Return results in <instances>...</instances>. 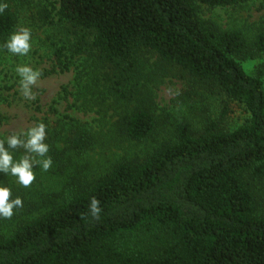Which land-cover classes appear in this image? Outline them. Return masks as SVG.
<instances>
[{
	"label": "trees",
	"instance_id": "trees-1",
	"mask_svg": "<svg viewBox=\"0 0 264 264\" xmlns=\"http://www.w3.org/2000/svg\"><path fill=\"white\" fill-rule=\"evenodd\" d=\"M246 1L200 0L210 8ZM5 2L0 54L26 7L59 26L55 64L42 75L75 67L73 91L63 86L59 99L96 113L99 130L53 101L39 121L52 166H36L28 187L0 173L10 199L23 201L0 218V264H264V29L253 38L226 30L193 0ZM257 59L247 73L242 62ZM169 76L190 94L221 99L219 117L209 111L197 126L190 116L159 114L155 91ZM233 103L248 117L229 128Z\"/></svg>",
	"mask_w": 264,
	"mask_h": 264
},
{
	"label": "rangeland",
	"instance_id": "rangeland-1",
	"mask_svg": "<svg viewBox=\"0 0 264 264\" xmlns=\"http://www.w3.org/2000/svg\"><path fill=\"white\" fill-rule=\"evenodd\" d=\"M193 1L202 18L212 20L226 30H241L247 37L253 38L259 29H264V0H247L237 6L218 8H210L200 0ZM32 6L33 11L37 13L38 8L35 5ZM31 11L28 7L22 10L17 23V28L23 26L31 29L30 52L24 57L10 52L0 54V137H6L21 130L26 131L29 127L35 126L47 116L49 107L55 100H58L57 108L60 114H68L87 121L95 130H99L96 113L85 114L73 107L74 97L72 96L59 99L63 86L69 85V90L73 91L71 82L75 77V67L64 73L42 75L44 70L52 69L55 64L52 44L62 38V31L57 25H43L39 17ZM260 63H262L261 59L246 60L242 62V66L247 73L254 74ZM18 64H28L41 72L36 84L32 86L35 95L31 99L25 98L20 90L19 77L14 70ZM37 100H39L38 104H36ZM220 100L211 98L206 92L199 95H195L194 92L190 94L186 82L171 76L164 78L155 91L159 114L166 109L173 113L174 118L190 116L197 126H201L209 118L210 113L212 118H215V115L219 117L223 107ZM37 105H40L41 111H37ZM190 106L195 108V113L189 112ZM229 109L230 112L225 120L229 128L243 124L248 117L243 106L237 103L231 104ZM117 111L121 112L120 109ZM209 111L211 112L207 113ZM112 114H116V111L111 109L110 115ZM173 122L177 121L174 119ZM114 144L113 151L121 153L122 150L115 148ZM105 156H103L104 163L113 155L107 152Z\"/></svg>",
	"mask_w": 264,
	"mask_h": 264
},
{
	"label": "clouds",
	"instance_id": "clouds-1",
	"mask_svg": "<svg viewBox=\"0 0 264 264\" xmlns=\"http://www.w3.org/2000/svg\"><path fill=\"white\" fill-rule=\"evenodd\" d=\"M8 4L0 0V14H3ZM8 52L24 57L32 47L31 29L20 26L16 28L2 45ZM15 73L19 77L20 90L25 98H33L34 86L41 76V72L28 64H18ZM46 140V125L37 122L35 126L26 131L21 130L6 137H0V173L15 178V183L22 187H28L35 180L34 168L39 166L42 171H47L53 164L48 155L49 145ZM17 149H23V154L16 157ZM12 187L0 183V218L10 219L14 215V209L23 206L19 196L10 199ZM100 201L92 197L89 204L90 213L93 218H99L101 212Z\"/></svg>",
	"mask_w": 264,
	"mask_h": 264
}]
</instances>
